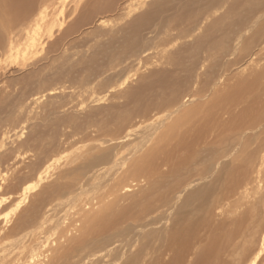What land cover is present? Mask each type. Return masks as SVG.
Masks as SVG:
<instances>
[{"label":"bare ground","instance_id":"bare-ground-1","mask_svg":"<svg viewBox=\"0 0 264 264\" xmlns=\"http://www.w3.org/2000/svg\"><path fill=\"white\" fill-rule=\"evenodd\" d=\"M34 1L0 0V10L16 21L29 12L33 14ZM116 1L95 0L91 9L99 15L102 9L116 7ZM175 1L153 2V9L144 15L154 18ZM141 3H127L126 13ZM256 4L258 0L245 3L252 15L240 23L246 30L240 31L235 41L229 37L228 22L225 25L215 18L210 24L216 31L213 36L206 32L209 25L205 24L203 36L194 47L195 55L203 47L204 56H194L193 92L175 98L170 104L173 110L164 116L134 122L133 115L142 113L140 103L135 106L137 112L118 117L117 121L124 119L125 124L108 131L110 137L93 136L79 146L67 138L68 142L51 141L47 147L35 145L30 152L23 150V142L7 147L9 131L0 129V192L3 188L7 192L0 197V264H42L46 256L49 260L44 264H66V260H74L73 264H207L209 258L204 252L199 254L205 220L239 187L232 180L241 179L240 172L248 176L245 169L260 157L264 161V5L253 7ZM210 6L202 10L185 7L184 13L170 16V23L189 21L192 32L213 14L210 9L216 5ZM91 13L82 16V25L94 20L96 15L92 17ZM41 17L27 32L30 36L25 54L38 50L37 45L44 44L40 42L43 36L51 39L55 27H62L53 14L42 22ZM98 21L106 24L107 20ZM43 48L44 45L40 47ZM130 78L126 75L121 84ZM43 96L33 97L32 103H38ZM223 110L234 117H224ZM237 156L242 157L237 160ZM141 178L149 193H142L145 196L143 201L139 199L137 213L124 214L131 218L126 230L133 233L127 242L109 247L103 241L86 250L97 241L93 232L97 221L104 225L107 220L85 210L84 205L77 216L84 224L63 228V241L47 250L50 257L42 256L43 245L37 240V231H42L49 220L53 210L50 204L55 199L76 197L88 184H108L109 195L125 193L132 190L131 183ZM221 188L229 192L224 197ZM74 230L77 235L72 233ZM95 250L99 252L90 254ZM257 251L245 258L246 264H256L264 252V237ZM196 253L198 261L190 260Z\"/></svg>","mask_w":264,"mask_h":264},{"label":"rangeland","instance_id":"rangeland-1","mask_svg":"<svg viewBox=\"0 0 264 264\" xmlns=\"http://www.w3.org/2000/svg\"><path fill=\"white\" fill-rule=\"evenodd\" d=\"M94 1L35 0L33 14L29 12L27 18L21 16L16 21L0 10V129L9 131L7 147L23 142V150L30 152L35 145L47 147L51 141L68 142L69 139L79 146L93 136L110 137L108 131L125 124L124 119L117 121L118 117L133 110L137 112L135 106L140 103L142 113L133 115L134 122L164 116L173 110L170 104L175 98L193 92L195 80L191 67L198 54L204 56L203 47L197 50V55L194 52L205 24L209 25L206 32L213 36L216 31H212L210 24L215 18L225 25L228 22L229 37L235 41L240 31L246 30L240 23L252 15L245 5L248 0H242L244 3L241 0H177L162 8L154 18L144 14L153 9V2L160 0H117L116 7L102 9L99 15L91 9ZM141 1L143 3L134 6L131 13H126L127 3ZM214 4L216 6L210 9L213 14L192 32H189L192 29L189 21L170 23V16L184 13L185 7L202 10ZM261 4L264 5V0H258L253 7ZM0 8H3L2 4ZM90 11L92 17L96 15L94 20L82 25V16ZM52 14L62 27H55L51 39L43 36L40 42L44 44H38V50L25 54L27 37L30 36L27 32L34 20L42 16V22L50 19ZM100 18L106 19V24L100 23ZM174 35L175 40L172 39ZM224 36L228 39L227 33ZM43 45L44 48L40 49ZM231 70L232 67L226 73L231 75ZM125 74L131 78L121 84ZM37 96L43 97L38 103H32ZM223 112L226 118L234 117L225 110ZM262 138L264 147V134ZM241 157L237 156V160ZM250 165L245 169L248 176L240 172L241 179L234 181L230 178L238 182L239 187L233 194H228L204 222L199 254L205 253L209 258L207 264H246L245 258L252 257L262 245L264 161L260 157ZM138 180L131 183L132 190L125 193L119 191L109 195L108 184H88L76 197L55 199L50 204L53 210L49 212V220L42 231H37V240L43 245L40 248L42 256L47 254L50 257L47 250L63 241L60 239L63 228L70 229L73 225L79 228L84 224L77 217L79 208L84 205L85 210L105 216L104 220H107L104 225L97 221L93 230L97 241L86 250L94 249L103 241L108 242L109 247L127 242L133 233L126 230L131 218L124 214L137 213L139 199L144 200L142 193H149L145 191V181ZM221 192L223 197L229 193L227 188H221ZM3 195H7L4 188L0 197ZM121 214L123 216L117 218ZM75 231L72 233L77 235ZM98 252L95 250L90 254ZM42 259L44 263L49 260L47 256ZM189 259L197 262L199 257L196 253ZM73 261L66 260V264H73ZM256 264H264V252L258 256Z\"/></svg>","mask_w":264,"mask_h":264}]
</instances>
